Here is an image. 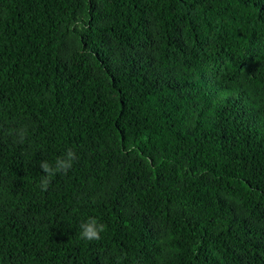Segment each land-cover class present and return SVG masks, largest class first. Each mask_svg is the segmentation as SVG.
Wrapping results in <instances>:
<instances>
[{
  "label": "trees",
  "instance_id": "obj_1",
  "mask_svg": "<svg viewBox=\"0 0 264 264\" xmlns=\"http://www.w3.org/2000/svg\"><path fill=\"white\" fill-rule=\"evenodd\" d=\"M0 264H264V0H0Z\"/></svg>",
  "mask_w": 264,
  "mask_h": 264
},
{
  "label": "clouds",
  "instance_id": "obj_2",
  "mask_svg": "<svg viewBox=\"0 0 264 264\" xmlns=\"http://www.w3.org/2000/svg\"><path fill=\"white\" fill-rule=\"evenodd\" d=\"M17 137L18 143H23L27 137V128L21 127L13 130ZM76 159V153L69 149L62 156L56 157L54 163L47 160H42L39 163V167L42 170L43 175L40 178L38 187L41 191H47L52 178L59 173L67 174L73 167V163ZM80 239L85 241L99 240L101 233L106 231V226L100 223L96 218L89 217L83 221L80 226Z\"/></svg>",
  "mask_w": 264,
  "mask_h": 264
}]
</instances>
